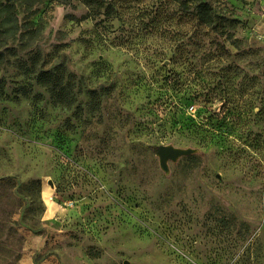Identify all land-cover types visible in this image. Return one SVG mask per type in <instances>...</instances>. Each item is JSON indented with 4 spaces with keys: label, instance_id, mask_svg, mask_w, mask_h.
<instances>
[{
    "label": "rangeland",
    "instance_id": "1",
    "mask_svg": "<svg viewBox=\"0 0 264 264\" xmlns=\"http://www.w3.org/2000/svg\"><path fill=\"white\" fill-rule=\"evenodd\" d=\"M103 3L0 0V264H264V0Z\"/></svg>",
    "mask_w": 264,
    "mask_h": 264
},
{
    "label": "crops",
    "instance_id": "2",
    "mask_svg": "<svg viewBox=\"0 0 264 264\" xmlns=\"http://www.w3.org/2000/svg\"><path fill=\"white\" fill-rule=\"evenodd\" d=\"M0 191V228L10 225L12 220H16L19 217L20 211L22 209L23 203L19 196L16 194L15 190L12 188L1 189ZM12 243L16 244L14 252L18 251L20 253V238L17 236ZM13 252V253H14ZM29 253V252H28ZM3 258L6 259L3 255ZM27 256L22 253L21 255H12L9 264H56L51 258H42L41 261L37 263H31L26 261Z\"/></svg>",
    "mask_w": 264,
    "mask_h": 264
},
{
    "label": "trees",
    "instance_id": "3",
    "mask_svg": "<svg viewBox=\"0 0 264 264\" xmlns=\"http://www.w3.org/2000/svg\"><path fill=\"white\" fill-rule=\"evenodd\" d=\"M84 4L95 12H99L103 8L104 0H83ZM211 8L206 2H198L195 5V15L197 19L205 24H212V14ZM41 82L49 89L54 100L60 104H69L67 101H63L62 97V89L59 88V80H54V74L52 72H45L41 76Z\"/></svg>",
    "mask_w": 264,
    "mask_h": 264
},
{
    "label": "water",
    "instance_id": "4",
    "mask_svg": "<svg viewBox=\"0 0 264 264\" xmlns=\"http://www.w3.org/2000/svg\"><path fill=\"white\" fill-rule=\"evenodd\" d=\"M193 153L194 150L190 148L183 149L171 145H162L157 148L155 155L158 157L160 168L167 172L169 162L175 163L178 159Z\"/></svg>",
    "mask_w": 264,
    "mask_h": 264
},
{
    "label": "bare ground",
    "instance_id": "5",
    "mask_svg": "<svg viewBox=\"0 0 264 264\" xmlns=\"http://www.w3.org/2000/svg\"><path fill=\"white\" fill-rule=\"evenodd\" d=\"M49 208V210H52L53 209V206H52V204L51 203H49V206H48Z\"/></svg>",
    "mask_w": 264,
    "mask_h": 264
}]
</instances>
